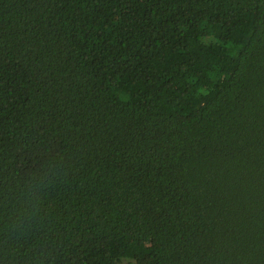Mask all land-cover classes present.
<instances>
[{"label": "trees", "instance_id": "16d2710c", "mask_svg": "<svg viewBox=\"0 0 264 264\" xmlns=\"http://www.w3.org/2000/svg\"><path fill=\"white\" fill-rule=\"evenodd\" d=\"M0 264H264V0H0Z\"/></svg>", "mask_w": 264, "mask_h": 264}]
</instances>
